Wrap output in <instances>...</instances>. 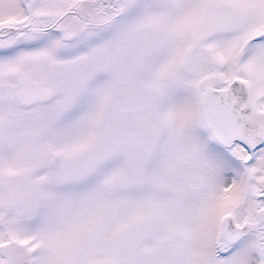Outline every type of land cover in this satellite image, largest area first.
Instances as JSON below:
<instances>
[{"label": "snow or ice", "instance_id": "snow-or-ice-1", "mask_svg": "<svg viewBox=\"0 0 264 264\" xmlns=\"http://www.w3.org/2000/svg\"><path fill=\"white\" fill-rule=\"evenodd\" d=\"M0 264H264V0H0Z\"/></svg>", "mask_w": 264, "mask_h": 264}]
</instances>
